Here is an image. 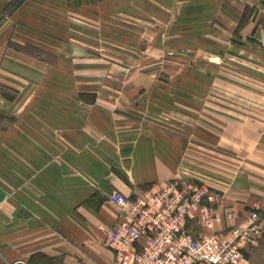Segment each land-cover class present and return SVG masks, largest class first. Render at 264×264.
I'll use <instances>...</instances> for the list:
<instances>
[{
    "label": "rangeland",
    "instance_id": "374dc122",
    "mask_svg": "<svg viewBox=\"0 0 264 264\" xmlns=\"http://www.w3.org/2000/svg\"><path fill=\"white\" fill-rule=\"evenodd\" d=\"M214 1L68 0V6L64 1H52L63 9V23L73 24L74 35L73 39L64 41L61 57L52 50L27 45V50L31 47L36 57L46 61L48 70L46 86H39L36 96L39 104L29 101L26 107L29 117L20 121L21 128L26 127L32 138H18L27 142L24 149L32 150L33 165L60 157L47 166V173L58 175L61 168V183L59 180L43 183L46 192L56 199V204L48 202L51 217L62 216L71 208L82 179L79 176V181L70 182L69 176L77 172L72 165L76 161L81 165L94 160L98 148H94L96 144L92 140L99 142L103 135L100 132L104 133L103 123L100 131V121L106 110L115 114L114 123L124 130L119 140L138 142L152 135L174 155L181 152L183 164L218 168L234 173L240 180L247 174L257 175V170L248 168L243 160H231L212 151L211 146L180 141L116 114V109H123L118 98H140L141 103L133 101L132 108L142 109L150 120L160 116L165 120L162 114H170L168 117L177 126L189 123L196 131L227 139L244 156L264 157L258 137L261 126L253 125L246 117L247 113L255 112L264 115V54L238 45L241 40L228 43L212 12ZM89 2L94 5L85 6ZM256 12L258 15L259 10L254 6L238 13L239 24L234 33L239 34L242 24ZM259 18L262 22V14ZM74 101L78 103L75 107ZM200 105L203 111L198 112ZM66 115L74 119L68 120ZM74 131H79L77 137ZM68 133L73 137L64 140ZM76 145L84 147H80L77 156L70 149ZM19 157L22 161V155ZM231 161L244 170H230ZM73 215L76 217L75 212ZM68 220L66 217L63 222L72 226ZM0 236L3 237L0 242L6 243V232H0Z\"/></svg>",
    "mask_w": 264,
    "mask_h": 264
},
{
    "label": "crops",
    "instance_id": "0c3cea01",
    "mask_svg": "<svg viewBox=\"0 0 264 264\" xmlns=\"http://www.w3.org/2000/svg\"><path fill=\"white\" fill-rule=\"evenodd\" d=\"M12 1L0 0V232H6V243L0 242V264H116L114 252L103 243L105 233L101 229L111 227L121 217L119 208L110 202L111 195L120 191L135 198L140 191L154 184L161 185L175 179L198 181L220 196L215 206L219 219L212 226L203 228L189 223L196 234L226 230L239 224L253 209L264 220V157L244 156L240 148L227 139L196 131L189 123L177 126L168 117L170 114H162L166 116L165 120L162 116L150 120L142 109L132 108L133 101L141 103L140 98H118L123 109H116V114L139 121L180 141L189 143L190 140L202 147L211 146L212 151L231 160H243L248 168L257 170V175L247 174L245 179L240 180L233 176L234 173L218 168L183 164L181 152L178 156L174 155L170 148L159 144L152 135L142 137L138 142L119 140L124 130L114 123L115 114L106 110L100 121V131L103 123L104 133L100 132L103 135L99 137V142L92 140L96 144L94 148H98L94 160L81 165L76 161L72 165L77 172L69 176L70 182L79 181V176L82 179L71 208L62 216L51 217L48 202L56 204V199L46 192L43 183H55L57 180L61 183V168H58V175L47 173V166L60 157L54 156L49 161L33 165L30 162L32 150L24 149L27 142L20 140L32 138L26 127L21 128L20 121L29 117L27 103L37 104L38 89L39 86H46L48 70L46 61L36 57L30 51L31 47L29 50L26 48H29L27 45L38 46L61 57L64 41L73 39V24L63 23V9L52 3L56 0H26L7 16L5 10ZM60 1L68 6V0ZM89 5L94 4H85ZM212 5L214 18L219 20L216 23L222 28L220 32L224 31L228 43H235L234 39L241 40L238 45L264 54V0H215ZM254 6L259 10L258 15L256 12L248 17L239 34H235L239 24L238 13ZM75 27L77 29L78 26ZM74 102L75 107L78 103ZM202 109L200 105L198 112ZM66 116L68 120L74 119L72 115ZM246 117L253 125L261 126L258 137L264 150V115L255 112L247 113ZM73 133L77 137L79 131ZM68 134L63 136L64 140L73 137ZM137 143H140L139 146ZM78 145L70 147L76 156L84 148H78ZM42 147L46 149L43 144ZM19 155H22V161ZM235 161H231L229 169L243 171L244 168ZM66 217L69 224L71 220L72 226L63 222ZM0 239L3 237L0 236ZM247 261L248 264H264V236L248 253Z\"/></svg>",
    "mask_w": 264,
    "mask_h": 264
},
{
    "label": "built area",
    "instance_id": "2783aa9c",
    "mask_svg": "<svg viewBox=\"0 0 264 264\" xmlns=\"http://www.w3.org/2000/svg\"><path fill=\"white\" fill-rule=\"evenodd\" d=\"M219 194L194 181L154 184L135 198L115 192L110 201L121 211L105 229L104 242L116 264H248L245 251L258 242L264 220L258 211L226 232L201 231L219 219ZM230 215V214H229Z\"/></svg>",
    "mask_w": 264,
    "mask_h": 264
},
{
    "label": "trees",
    "instance_id": "16d2710c",
    "mask_svg": "<svg viewBox=\"0 0 264 264\" xmlns=\"http://www.w3.org/2000/svg\"><path fill=\"white\" fill-rule=\"evenodd\" d=\"M23 0H13L8 7L6 8L5 12L9 13L12 10H14V8H16ZM264 236V232L261 234V236L258 238V242L261 241L263 239ZM253 248V246L249 247L246 251H245V255L246 258L248 260V253L251 251V249Z\"/></svg>",
    "mask_w": 264,
    "mask_h": 264
}]
</instances>
